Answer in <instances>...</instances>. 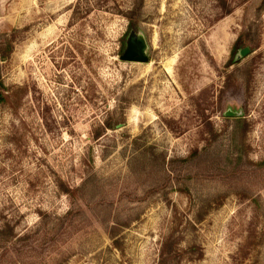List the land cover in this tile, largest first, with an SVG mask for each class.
<instances>
[{"label": "rangeland", "instance_id": "rangeland-1", "mask_svg": "<svg viewBox=\"0 0 264 264\" xmlns=\"http://www.w3.org/2000/svg\"><path fill=\"white\" fill-rule=\"evenodd\" d=\"M260 3L0 0V264H264Z\"/></svg>", "mask_w": 264, "mask_h": 264}, {"label": "trees", "instance_id": "trees-1", "mask_svg": "<svg viewBox=\"0 0 264 264\" xmlns=\"http://www.w3.org/2000/svg\"><path fill=\"white\" fill-rule=\"evenodd\" d=\"M220 3L223 5L225 4V0H219ZM232 11L229 10L227 13H230ZM262 13H264V0H261V3L259 4L257 8V15L261 16ZM137 14V9L133 8L130 12V23L128 26V29L125 33V36L127 37V40H129L131 37H136L138 35V25L135 22V17L132 15ZM240 46V41L236 42L235 45V50L239 48ZM13 44H12V39L8 36L7 33H2L0 34V63L7 58V56L12 52ZM4 81L2 80V74H1V64H0V105L4 102L5 100V95H4Z\"/></svg>", "mask_w": 264, "mask_h": 264}, {"label": "water", "instance_id": "water-1", "mask_svg": "<svg viewBox=\"0 0 264 264\" xmlns=\"http://www.w3.org/2000/svg\"><path fill=\"white\" fill-rule=\"evenodd\" d=\"M249 49L245 48L241 51L242 55H246ZM124 60L143 61L145 57L140 55L138 48L135 45H131L126 54L121 56Z\"/></svg>", "mask_w": 264, "mask_h": 264}]
</instances>
